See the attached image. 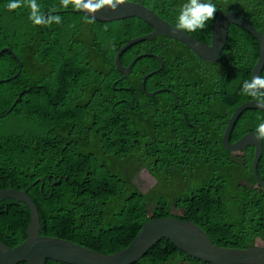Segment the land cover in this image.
<instances>
[{
    "label": "trees",
    "instance_id": "16d2710c",
    "mask_svg": "<svg viewBox=\"0 0 264 264\" xmlns=\"http://www.w3.org/2000/svg\"><path fill=\"white\" fill-rule=\"evenodd\" d=\"M11 2L0 0V51L11 48L18 60L9 52L0 56V81L18 75L19 62L23 69L17 79L0 83V191H23L37 183L28 195L38 207L42 236L112 255L128 248L148 222L173 217L195 223L219 247L243 250L254 247L256 239L264 243V205L256 229L247 230L251 234L241 237L227 225V219L235 215L230 198H255V193L227 187L222 179L214 178L211 188L194 195L189 192L193 188L182 186L180 168L171 173L175 153L185 149V141L178 136L186 127L184 115L192 121L193 107L185 109V114L174 111L169 106L174 99L168 94L152 101L141 92L144 73L134 86L129 76L124 78L117 70L118 51L129 41L152 33L150 25L136 18L100 23L71 3L64 6L62 0H20L16 9L9 8ZM225 10L243 15L264 36V0H225ZM34 13L46 19L58 16L60 22L36 25L30 19ZM178 15L177 11L161 17L175 26ZM205 33L210 28L188 34L198 40L196 35ZM160 40L170 41L174 50L187 49L166 37ZM238 42L245 45L243 81H250L260 46L248 32L231 26L228 51L233 52ZM134 48L121 57L124 67L137 55ZM159 67L157 60L144 58L135 70L151 72ZM132 87L141 94V101ZM161 88L152 85V79L146 82L147 91ZM252 99L246 96L247 103ZM243 115L256 133L264 112L248 110ZM128 160L136 161L157 180L149 192H141L123 172ZM252 161L253 154L246 170L254 185ZM202 169L200 178L205 179L207 170ZM258 173L264 181V156ZM234 175L241 177V172L236 170ZM188 181L194 182L193 177ZM261 193L264 202L263 188ZM173 208L183 209L184 214H173ZM30 222L25 203L0 202L3 244L13 249L25 242ZM136 264L205 263L162 240Z\"/></svg>",
    "mask_w": 264,
    "mask_h": 264
},
{
    "label": "flooded vegetation",
    "instance_id": "af4514ba",
    "mask_svg": "<svg viewBox=\"0 0 264 264\" xmlns=\"http://www.w3.org/2000/svg\"><path fill=\"white\" fill-rule=\"evenodd\" d=\"M186 2L187 0H140L142 5L154 12L157 13V10H159L162 17L171 16V13L179 12ZM213 2L216 4L217 12L213 20L209 21L204 29H201V31H206L210 28V33L196 35L199 38L198 41L207 46L212 45L214 22L222 14L231 12L225 10V0H213ZM170 19L174 20L173 17H170ZM134 47V54L137 53V55L133 57L131 63L140 56L149 55L141 58L136 65L144 58H151L157 60L160 67L154 71L147 72V70L143 71V68L135 70V65L128 75L130 77V84H136L143 73V82L147 76L151 75L147 78L146 82L148 79H152V85H160L162 88L147 91L145 83L144 92L142 82L141 92L146 98L153 101V98L161 94H168L174 99V102L170 101L169 106L179 113H184L185 109L193 107L191 109L192 121L188 120L186 115H184L185 122L183 123L186 124V127L182 128V133L178 134V136H180V140L185 141V149L179 153H175L177 154V159L175 168L171 170V173H175L177 168H180L182 172H179L178 175L182 186L193 188L189 192L194 195H197V192L200 190L211 188L214 178L222 179L224 185L227 187H238L239 189L248 190L251 194L255 193V198H230L229 206L235 215L227 219L228 227L236 235L244 237L251 234L247 230L249 228L251 230L256 229L259 221L262 220V206L264 205L261 193L262 187L257 183L252 185L249 182L246 170L248 169L247 164L252 154L254 159L255 147L250 146L240 151H229L224 145L225 134L232 116L241 106L247 103L246 95L241 91L243 83H245L243 81V76H245V68H243L245 67V63L243 62L245 60L242 59L245 56V45L238 42L233 52H229L228 45H226L218 60L213 63L205 62L194 53L187 52L188 48L174 50V45L170 41L160 40V37ZM234 60H237V64L234 63ZM238 65L239 67H237ZM161 67L162 70H160ZM131 90L136 94L137 99L141 101V94L136 89H133V87ZM158 91L163 92L156 96H149ZM203 100L207 102L206 105H203ZM253 101L255 99H252L250 102ZM137 106L139 105L137 104ZM204 106H207V108H204ZM234 108L237 109L233 111ZM229 114L231 117L227 120ZM243 116L242 114L232 130L229 137V146H234L248 134L257 135L251 131L252 126L247 124L246 116ZM193 130L195 134L192 136L191 131ZM183 157L186 158L185 161L182 159ZM202 168L207 170L206 176L208 177L205 179L200 178L201 171H204ZM142 170L145 169L142 168ZM236 170L241 172V177L234 175ZM168 171L166 169V173ZM251 171L253 175V161ZM191 177H193L194 182L188 181ZM176 210L181 212L180 215L184 214L183 209ZM258 240L260 239L255 240L254 246H256L255 243ZM262 246H264V243Z\"/></svg>",
    "mask_w": 264,
    "mask_h": 264
},
{
    "label": "water",
    "instance_id": "95a60500",
    "mask_svg": "<svg viewBox=\"0 0 264 264\" xmlns=\"http://www.w3.org/2000/svg\"><path fill=\"white\" fill-rule=\"evenodd\" d=\"M116 2L119 3V7L115 11H112L110 6L105 5L99 8L95 13H88L83 7H80V12L100 23H113L136 18L154 29L153 33L129 41L118 51L115 57V65L124 78L128 77L141 58L149 55L140 56L128 67H124L121 64V57L123 54L138 44L158 37H166L177 41L203 61L213 63L218 60L227 45L231 26H237L243 29L257 40L260 46V56L252 70V78L263 74L264 36L246 17L239 13H224L214 22L212 28V45L207 46L200 43L188 33L176 31L175 26L140 3L130 1ZM6 52L11 53L14 58L18 60V57L11 48L1 50L0 56ZM19 67L20 72L18 75L14 76L12 79L0 81V83H8L17 79L23 69L21 62H19ZM160 70H162V67ZM149 76L144 79L142 85L144 92L145 83ZM162 92L163 91H158L149 96H156ZM248 110L264 112V109H260L256 106V101L248 102L241 106L229 122L225 134L224 145L229 151H240L250 146L255 147L253 177L256 183L264 188V181L260 179L258 173V167L264 155V145L261 138H258L255 134H248L234 146H229V137L234 126L241 115ZM41 182L44 183V180H41ZM36 184L37 183L33 184L23 191H0V202L13 199L25 203L30 208L31 217V222L27 230L28 238L21 245L12 249L3 244L0 240V264H47L49 261L61 264H136L147 255L151 247L162 240L171 242L180 252L184 253L189 258L205 264H264V246H254L243 250L219 247L215 245L208 234L195 223L181 221L173 217L160 218L148 222L128 248L112 255H103L69 241L42 236L40 234L41 223L38 207L28 195L29 190Z\"/></svg>",
    "mask_w": 264,
    "mask_h": 264
},
{
    "label": "clouds",
    "instance_id": "9594fccd",
    "mask_svg": "<svg viewBox=\"0 0 264 264\" xmlns=\"http://www.w3.org/2000/svg\"><path fill=\"white\" fill-rule=\"evenodd\" d=\"M62 3L64 6L71 3L77 9L83 7L88 13H95L105 5L110 6L112 11L119 7V3H113V0H62ZM8 6L10 9H16L20 6V0H12ZM33 7H36L34 3ZM216 12L217 8L213 0H187L175 21V30L182 33H192L204 29L208 22L213 20ZM30 19L36 25L53 21L55 23L60 22L58 16L46 19L36 13ZM241 91L244 95L254 98L258 108L264 109V75L255 76L250 81H246ZM256 134L258 138H264V122L257 126Z\"/></svg>",
    "mask_w": 264,
    "mask_h": 264
},
{
    "label": "rangeland",
    "instance_id": "374dc122",
    "mask_svg": "<svg viewBox=\"0 0 264 264\" xmlns=\"http://www.w3.org/2000/svg\"><path fill=\"white\" fill-rule=\"evenodd\" d=\"M122 170L132 179L138 189L143 193L149 192L157 184V180L153 178L147 170H142L134 160L125 161ZM172 212L175 215L181 214V212L177 211L175 208H173ZM255 244L256 246H262L263 243L258 240Z\"/></svg>",
    "mask_w": 264,
    "mask_h": 264
}]
</instances>
